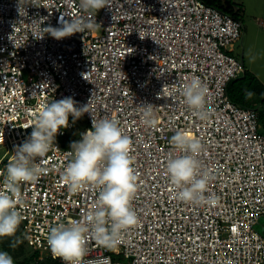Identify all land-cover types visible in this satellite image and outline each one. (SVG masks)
Here are the masks:
<instances>
[{"label":"built area","instance_id":"1","mask_svg":"<svg viewBox=\"0 0 264 264\" xmlns=\"http://www.w3.org/2000/svg\"><path fill=\"white\" fill-rule=\"evenodd\" d=\"M25 2L21 17L17 0H0V170L30 135L31 113L69 96L89 112L81 116L87 126L77 140L92 116L116 119L132 141L137 186L131 206L139 223L111 250L87 236L82 264L104 257L111 264H264V235L254 229L264 216V133L256 111L227 93L245 70L224 51L241 39L242 22L204 0H107L98 11L82 9L80 0ZM76 16L95 20L96 27L59 40L43 35L44 27ZM192 77L207 89L205 120L178 91ZM144 104H151L155 127L142 123ZM76 123L69 115L46 156L36 158L47 172L21 183L17 206L27 245L44 253L40 260L61 264L47 245L49 228L81 219L99 194L87 185L73 193L62 178L71 142L59 139L75 136ZM177 131L200 139L205 195L219 198L215 206L174 198L166 161L175 154Z\"/></svg>","mask_w":264,"mask_h":264},{"label":"clouds","instance_id":"2","mask_svg":"<svg viewBox=\"0 0 264 264\" xmlns=\"http://www.w3.org/2000/svg\"><path fill=\"white\" fill-rule=\"evenodd\" d=\"M26 4L29 3L25 0H17V12L21 17L27 16ZM105 6L107 0H80V7L85 10L98 11ZM96 23L95 20L76 16L59 21V27H44L43 35L48 33L59 40L77 32L92 30ZM178 91L195 117L200 120L209 117V110L205 106L207 89L198 78L192 77ZM251 95V92L246 93L249 98ZM75 104L69 96L43 103L35 113L29 110L33 119L25 128L31 126L32 131L15 149L11 162L0 170V237L13 236L21 223L22 217L17 209L21 183H35L47 172L46 168L35 162L36 158L46 156L58 129L68 127L69 115L75 122L88 112L85 105L77 107ZM142 117V123L146 126H156L151 104L142 105ZM91 118V128L80 133L79 140L70 143L71 159L63 169L62 178L73 193L86 185L99 188L98 200L81 219L57 223L49 228L47 245L53 256L61 259L63 264H82L87 253V236L111 250L123 242L130 228L139 223L137 213L131 206L137 186L130 155L132 141L122 132L116 119ZM171 143L175 154L166 161V175L174 198L194 205L215 206L219 198L212 193L205 195L209 177L198 159L203 150L200 139L177 131L171 137ZM0 264H14L12 256L0 251ZM97 264H111V261L109 257H104Z\"/></svg>","mask_w":264,"mask_h":264},{"label":"rangeland","instance_id":"3","mask_svg":"<svg viewBox=\"0 0 264 264\" xmlns=\"http://www.w3.org/2000/svg\"><path fill=\"white\" fill-rule=\"evenodd\" d=\"M237 7L240 8V17L243 23V34L238 42H235L232 48H224V51L241 60L244 68L254 75L261 83L264 84V0H233ZM229 50V51H228ZM262 98L258 95L250 97L248 105L258 112L259 132L264 133V105L261 104ZM77 129L73 135L68 133L65 137L59 139L62 144L76 141L79 132L85 129L87 123L85 119H78ZM5 149L0 147V157ZM254 229L263 234L264 216H261L255 224ZM0 251L8 252L14 261V264L20 262L26 264L23 259L28 261V257L35 253L41 258L44 253L32 250L25 241L23 222L18 226L16 233L9 237H0ZM27 257V258H25ZM20 258V259H19ZM45 262V261H44ZM42 262V263H44Z\"/></svg>","mask_w":264,"mask_h":264},{"label":"trees","instance_id":"4","mask_svg":"<svg viewBox=\"0 0 264 264\" xmlns=\"http://www.w3.org/2000/svg\"><path fill=\"white\" fill-rule=\"evenodd\" d=\"M204 1L210 6L216 7L225 13L231 14L233 17L239 19L242 22V19L240 17L241 10L239 7H237V5L234 3L233 0H204ZM248 92H251L252 95L260 96L262 98L261 104L264 105V84L261 83L254 75H252L245 69L244 73H242L241 75L237 76L236 78H234L229 82L227 86V93L232 102L244 107L251 108L248 105L250 98L246 96V93ZM254 110L256 111L258 116L257 110L256 109ZM23 260H24L23 262H25L26 264H61L59 260L53 258H46L44 260H40L39 255L37 254L35 255V253H32L28 257L27 262L26 259ZM17 264H21V263L18 262Z\"/></svg>","mask_w":264,"mask_h":264},{"label":"water","instance_id":"5","mask_svg":"<svg viewBox=\"0 0 264 264\" xmlns=\"http://www.w3.org/2000/svg\"><path fill=\"white\" fill-rule=\"evenodd\" d=\"M242 60V59H241ZM263 235H264V231H263Z\"/></svg>","mask_w":264,"mask_h":264}]
</instances>
